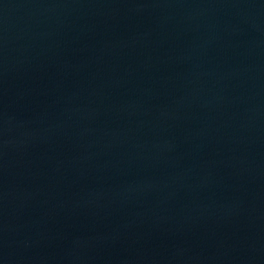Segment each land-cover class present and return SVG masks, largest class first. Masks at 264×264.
<instances>
[{
    "label": "water",
    "instance_id": "water-1",
    "mask_svg": "<svg viewBox=\"0 0 264 264\" xmlns=\"http://www.w3.org/2000/svg\"><path fill=\"white\" fill-rule=\"evenodd\" d=\"M0 264H264V0H0Z\"/></svg>",
    "mask_w": 264,
    "mask_h": 264
}]
</instances>
